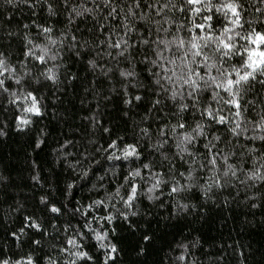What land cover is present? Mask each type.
Returning a JSON list of instances; mask_svg holds the SVG:
<instances>
[{
	"label": "snow or ice",
	"instance_id": "1",
	"mask_svg": "<svg viewBox=\"0 0 264 264\" xmlns=\"http://www.w3.org/2000/svg\"><path fill=\"white\" fill-rule=\"evenodd\" d=\"M0 13V144L49 105L67 126L47 176L25 156L18 179L42 194L0 224V264H121V233L133 264H163L162 250L247 264L251 244L192 235L221 215L264 257V0H0ZM81 181L96 198L73 199Z\"/></svg>",
	"mask_w": 264,
	"mask_h": 264
},
{
	"label": "trees",
	"instance_id": "2",
	"mask_svg": "<svg viewBox=\"0 0 264 264\" xmlns=\"http://www.w3.org/2000/svg\"><path fill=\"white\" fill-rule=\"evenodd\" d=\"M2 15V13H0ZM51 105H49V112L46 116H44L40 120H36L35 123L32 125L31 132H24L20 133L17 131L9 130V135L7 137V140L4 144H0V156L4 158L3 163H8V156L11 155L13 157V160L11 161V167L7 170L4 169L2 165H0V174H3L5 176H11L14 180V184H10L7 188L0 189V224H2L4 227H11L13 223H15L18 218L20 217V212H15L9 215L10 208H16L17 204L22 205V211L25 213H32L36 206L38 205V196L41 193L39 189H33L31 187L32 182L28 180L26 183L21 182L20 179H18L19 176H27L28 175V169L25 163V156H27L28 160H36L37 164L39 165L40 171L47 176L48 171L50 168L55 167L54 164V158L57 155L56 152L53 151V149L58 148L57 139L58 137H61L64 132H66L67 126L65 125L63 128L61 127L60 122L53 120L52 113H51ZM41 128H45L46 131L49 133L48 141L47 143L42 146L41 149H37L35 152H33L31 149L28 148L27 141L29 140V137H34L37 132ZM71 138V137H69ZM74 149H69V151H73ZM100 159V157H97ZM112 162H106L103 167H107ZM93 167H96L97 173L99 175H103L102 168L96 165H93ZM57 172H61L62 175H65L62 173V169L57 167ZM70 176V174H67ZM78 179V177H77ZM111 179V177L106 178L105 180V187L107 188L108 181ZM95 180V177H93V181ZM93 181H88L87 185L84 184L83 181L80 182V187L77 188L76 194L73 197V199H82L83 202H88V199L90 196L93 198L95 197V191L92 192L88 191V188L91 187V183ZM47 187V186H45ZM7 193V195H5ZM35 194V195H34ZM58 196V194H56ZM101 196H103V191H101ZM147 203V201H145ZM119 207V205H118ZM240 213V219L243 218L244 210L237 209ZM166 213L161 212L160 215L163 216ZM38 215H43L42 213H38ZM259 215V213H257ZM7 216V220H5V217ZM224 221V216H217L215 219V222H209L201 231L194 232L192 235L197 236L201 235L203 233L204 238L211 242L212 240H215L217 243V246H220L221 243L224 244H232L234 241H241V243L245 240H248V236H244L243 239L237 234L240 229L237 227L234 220H228L225 221L224 224H221V221ZM153 225H155L156 221H152ZM226 225V226H225ZM199 228V225H197ZM235 228V231L233 229ZM169 231L168 239L172 241V243L175 245L178 241H183L184 236H187V233H183L182 235L180 233H177L175 236L171 235V230ZM182 232V230H181ZM121 240L119 241L121 243V246L124 248H128V245L131 243V238L127 236L126 233H121ZM4 232L3 229L0 228V238H3ZM189 240L192 239V237H188ZM94 243V242H92ZM14 247V246H13ZM27 248V246H25ZM205 251L208 250V244H205ZM124 253L122 252L121 256H123ZM196 255L199 257L200 261H203L204 264H206V260L203 256L200 255L199 252L196 253ZM155 254L150 255L147 258V264H151V260L154 259Z\"/></svg>",
	"mask_w": 264,
	"mask_h": 264
},
{
	"label": "clouds",
	"instance_id": "3",
	"mask_svg": "<svg viewBox=\"0 0 264 264\" xmlns=\"http://www.w3.org/2000/svg\"><path fill=\"white\" fill-rule=\"evenodd\" d=\"M2 120H3V117H0V121ZM5 127L7 128V125ZM41 129H44V132H47L45 128H41ZM31 131L32 129L30 128L29 132ZM7 134L9 135V132ZM41 135H43V133H41ZM161 212L166 213L163 208L156 209V213L160 214ZM166 215L167 213L164 216ZM221 224H224L223 220L221 221ZM242 244H244L246 251L248 250V245L251 244V255L248 259L247 264H264V257H262L261 255L260 245L258 242L248 239V240L243 241ZM123 253L124 255L121 256V264H133V261L136 260V257L131 252V250L129 248H124ZM159 259H163V264H173L171 255L166 250L161 251ZM197 264H200L199 260L197 261ZM241 264H243V262H241Z\"/></svg>",
	"mask_w": 264,
	"mask_h": 264
}]
</instances>
